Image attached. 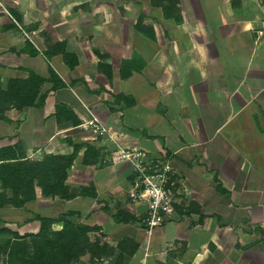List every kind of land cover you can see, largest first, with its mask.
I'll list each match as a JSON object with an SVG mask.
<instances>
[{
    "label": "crops",
    "instance_id": "1",
    "mask_svg": "<svg viewBox=\"0 0 264 264\" xmlns=\"http://www.w3.org/2000/svg\"><path fill=\"white\" fill-rule=\"evenodd\" d=\"M1 2L18 26L0 11V91L45 82L39 105L0 108V149L19 144L29 161L77 151L72 197L36 187L0 207V229L37 235L36 216L88 227L84 264H264V0ZM92 118L112 139L83 128ZM116 146L171 161L174 219L151 235Z\"/></svg>",
    "mask_w": 264,
    "mask_h": 264
},
{
    "label": "trees",
    "instance_id": "2",
    "mask_svg": "<svg viewBox=\"0 0 264 264\" xmlns=\"http://www.w3.org/2000/svg\"><path fill=\"white\" fill-rule=\"evenodd\" d=\"M51 80L55 87H63V84L55 78ZM44 82V79L31 74L24 81H9L7 90L0 91V94L5 96L9 94V91L13 92V100L7 105L14 103L18 109L32 107L44 100V96L39 95ZM36 99L37 103L34 104ZM76 151L77 148L69 156L46 155L40 161H29L26 160L24 150L19 144L0 149V185L4 190L0 194V200L2 198L0 207L4 205H11L14 208L23 207L26 203L35 200L36 187L41 190L44 197L71 198L72 195L69 194L65 181L67 169L71 166ZM6 191L11 193V198L4 195ZM34 220L40 224V231L37 235L19 236L7 229H0V240L3 235H13L15 239L13 242L4 241L3 245L0 243V255L6 253L7 264H71V261L82 253L74 252L81 237L84 236L88 243L86 236L89 231L88 227L73 226L62 218L52 220L36 216ZM56 221H62L63 228L52 232L50 227ZM27 238L29 241L26 240ZM54 249H58L62 254L57 261L55 260L57 255L52 251ZM93 254L92 252L91 255Z\"/></svg>",
    "mask_w": 264,
    "mask_h": 264
},
{
    "label": "built area",
    "instance_id": "3",
    "mask_svg": "<svg viewBox=\"0 0 264 264\" xmlns=\"http://www.w3.org/2000/svg\"><path fill=\"white\" fill-rule=\"evenodd\" d=\"M0 11L18 26L1 0ZM262 23L264 25V20ZM83 128L93 136H108L112 139L107 129L95 118L85 122ZM112 160L131 166L132 184L128 196L131 202L146 207L140 224L147 235H151L164 222L174 219L175 195L171 190L174 171L168 158L160 159L138 148L116 146Z\"/></svg>",
    "mask_w": 264,
    "mask_h": 264
},
{
    "label": "rangeland",
    "instance_id": "4",
    "mask_svg": "<svg viewBox=\"0 0 264 264\" xmlns=\"http://www.w3.org/2000/svg\"><path fill=\"white\" fill-rule=\"evenodd\" d=\"M8 83L9 82H7V86H8ZM13 92L12 91H9V94L8 95H5V96H2L1 94H0V108H2V107H6L7 106V104L10 102V101H12L13 99ZM5 196H7V197H9V198H11V193L10 192H8V191H6V193L4 194ZM1 200H2V198H1ZM0 200V201H1ZM2 237H4V235L3 236H1V238ZM0 243H1V245H3V243H4V241L1 239L0 240ZM87 248V249H86ZM86 249V250H85ZM93 246H91V244L88 242H86L85 241V237L83 236V237H81V239H80V242H79V244H78V246H77V248L74 250V252H77V251H79V252H82L81 253V255H79L76 259H74V260H72L71 261V264H84V263H82V261L80 260V257H82V256H84V255H86V253H89L90 254V252L92 253L93 252ZM53 252H54V254L55 255H57V257H55V260L57 261L59 258H61V252H59V250L58 249H54V250H52ZM90 251V252H89ZM54 260V261H55ZM97 262L92 258V257H89L88 258V260H87V264H96Z\"/></svg>",
    "mask_w": 264,
    "mask_h": 264
}]
</instances>
